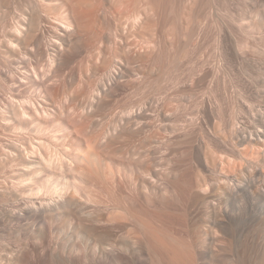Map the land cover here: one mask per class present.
<instances>
[{"label": "bare ground", "instance_id": "6f19581e", "mask_svg": "<svg viewBox=\"0 0 264 264\" xmlns=\"http://www.w3.org/2000/svg\"><path fill=\"white\" fill-rule=\"evenodd\" d=\"M212 1L0 0V239L54 264L213 257L264 193V0L210 13L225 76L179 78Z\"/></svg>", "mask_w": 264, "mask_h": 264}, {"label": "rangeland", "instance_id": "374dc122", "mask_svg": "<svg viewBox=\"0 0 264 264\" xmlns=\"http://www.w3.org/2000/svg\"><path fill=\"white\" fill-rule=\"evenodd\" d=\"M193 2H194V0H193ZM145 4H146L145 0H142V6H145ZM212 5L214 6L213 7L214 10L212 9L213 11L208 10V9H204L203 10L204 12H202L200 15H198V17L191 16L189 28H187V29L184 28V31H186V32H183L182 37L184 36V34H185L184 37H187V36L188 37L186 39L183 37L184 39L183 38L182 39L183 40H189V38H190L193 41V42L191 41L192 42L191 46H192V44H194V46H192V49H190L191 51H190V54L188 56H186V49L185 48L182 49V53L183 54L185 53V55L183 57L184 59L182 61L183 64L181 65L182 68L180 66V68L177 69L178 70L177 72L179 73L178 75H177L176 71L174 72V74L176 73L175 76H179V78H181V77L187 78V75L189 72L191 73V75L189 73L188 76L190 77L193 75L194 77H190V78H195L196 73L198 74L200 71L199 69L202 67L201 66L202 60H203V62L205 61L204 62L205 64H206V62L209 61V63H207V66H208V64H210V67L209 66L208 67L211 68V70L214 68L217 69V72L212 70V72H215L214 74L221 72L222 70L224 72L227 71V69H225V66L223 64L221 65V61L219 60L220 58H219V56H217L218 52L216 50V46L214 47V49H215L214 53L211 50L212 47L215 45V43H214L215 41L213 40L214 38H213V36H211L212 31H210L213 27V22H212L213 20H212L211 16H213V18L215 16H216V18H219L221 16L223 19V18H225V16L227 18V15L230 17V15L232 13L231 14L228 13L226 15V12L228 10L226 9L224 2H222V0H213ZM124 7H125V5H124ZM224 9L227 10L225 12V14L222 12V11H224ZM214 11H215V14H214ZM211 12L215 16L210 14ZM216 12H218V13H216ZM228 12H230V11H228ZM216 14L217 15L221 14V15L217 16ZM223 14L225 15L224 17H223ZM146 18H147V20H152V16L150 14H147ZM201 27H205L206 28L205 30L209 29L208 33L210 35L207 34L208 37L204 36L206 38V39L204 38V40L200 34V31L197 32L198 30H200ZM187 30H189V31H187ZM195 30L197 32L196 34L194 33ZM143 31L145 33H148V34L151 33V30H149L148 27L143 28ZM188 32H189L190 36H189ZM159 34L160 35L166 34V37L168 36V38H169L168 40H169L170 44L172 42H174V40L176 42L177 41L176 39H178L177 37H175V35H173L175 33H173V26L171 23L162 22V25H161L160 30H159ZM198 35L201 37L199 38ZM192 36H194V37H192ZM192 38H194V39H192ZM201 38H202V40H201ZM200 40H201V42H200ZM199 42H200V44H199ZM172 44L174 46V43H172ZM198 46H200V47L198 48ZM195 48H197V49H195ZM192 50H193V53H192ZM215 52L217 55H215ZM207 54L210 56H207ZM215 58L218 59L220 62L218 60H216ZM196 62L198 63V65H196L197 64ZM216 62H218L220 64H217ZM214 63H216L217 65H215ZM199 64H201V65L199 66ZM194 66L195 67L199 66V67L195 68ZM262 66H263V69H261L262 70L261 72L259 70V72L263 73V75L262 74L261 75L264 76V72H263L264 71V65H260V68H262ZM191 67L192 68L194 67L193 71L196 69L198 70V72H196V73L194 72L195 75L192 73ZM217 67H219V69ZM236 67L237 66H234L233 67L234 69L232 68V70H234L235 72H237L235 70ZM159 70H161V67H159ZM157 71H158V69H157ZM223 71L221 74L220 73L216 74L218 78H220L221 76L222 77L225 76V73ZM180 73H181V75H180ZM154 74H155V72H154ZM211 74L207 78L215 77V75L213 73H211ZM218 75H220V77ZM166 78H173V75H166ZM258 183H260V182L258 181L257 185H258ZM257 187H260V186H257ZM259 189H261V187ZM259 189L253 195H250V193H247V191H245V193L243 192L242 201L240 202V204L237 205V208L235 207L238 214H239L237 224H236V226H233V228H230V229L228 228V231H230V233L233 236H235L236 240L234 241V243L231 240L232 235L230 236L227 234H221L217 240L219 243L216 242V244H218V247H217V251L214 253L213 257L209 258L207 256L201 257V256H197V255L187 256L188 255L187 254L185 257H183L179 260V264H264V193H262L261 192L262 190H259ZM182 228H183V226L180 224L175 225V229L177 231L181 230ZM161 235H162V237L166 236L163 234H161ZM0 240H1V242L4 240V242H2L3 245L2 246L0 245L1 246L0 247V264H8L10 262L7 259L5 260V258H4L3 253H4L5 245H7V246L11 245L10 246L11 250L15 253H17V252L19 253V254L17 253L19 255L18 258L16 259L17 261L15 260L13 263L10 262L9 264H48V263L54 264L50 260L45 261V257L40 252L34 251L31 248L29 243L27 244V242H22L21 240H18V238H16V237L14 238V236L13 237L7 236V237H4ZM167 240H168V238H167ZM172 240H173V238H169L168 241H172ZM19 241H21V242H19ZM18 247H20V248H18ZM23 250L25 253L23 252ZM27 250H29L30 252L29 251L27 252ZM161 257H164V255H162V256L160 255L158 257L160 261L157 258H151L150 262L151 263H155L158 261L161 262V259H160ZM164 258L166 260V263H165V261H162V264H163V262L165 264H168V262H169L167 260L168 257L166 258V256H165ZM55 264H58V263L55 262Z\"/></svg>", "mask_w": 264, "mask_h": 264}]
</instances>
